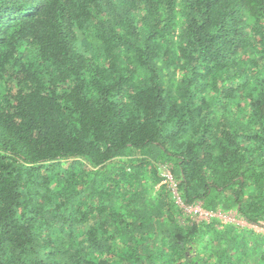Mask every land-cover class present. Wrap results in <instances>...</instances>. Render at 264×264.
Here are the masks:
<instances>
[{"label":"trees","instance_id":"trees-1","mask_svg":"<svg viewBox=\"0 0 264 264\" xmlns=\"http://www.w3.org/2000/svg\"><path fill=\"white\" fill-rule=\"evenodd\" d=\"M255 225L264 0H0V264H264Z\"/></svg>","mask_w":264,"mask_h":264},{"label":"rangeland","instance_id":"rangeland-1","mask_svg":"<svg viewBox=\"0 0 264 264\" xmlns=\"http://www.w3.org/2000/svg\"><path fill=\"white\" fill-rule=\"evenodd\" d=\"M165 173L166 174H169L170 172H169V170L167 169L166 171H165ZM190 210H195V211H200V214H199V217H202V218H207V215L204 213V210L203 209H201V207H200V205H196V206H193V207H191V208H189V211ZM235 216V213H231V214H229V215H225L224 216V218H225V220H229V219H231V220H236V221H238L239 223H244V221L242 220V219H240V218H237V217H234ZM245 224V223H244ZM255 227V229L256 230H258V231H264V226H262V225H255L254 226Z\"/></svg>","mask_w":264,"mask_h":264},{"label":"built area","instance_id":"built-area-1","mask_svg":"<svg viewBox=\"0 0 264 264\" xmlns=\"http://www.w3.org/2000/svg\"><path fill=\"white\" fill-rule=\"evenodd\" d=\"M170 172V171H169ZM166 175H168V177L170 178V179H172V177H171V173H169V174H166ZM172 186H173V188H174V190H176V183H174L173 181H172ZM201 207V206H200ZM202 209V208H201ZM204 210V209H203ZM200 212V211H199ZM204 213L207 215V217H209L210 215H213L214 213H212V212H209V211H206V210H204ZM225 215L224 214H222V217H224ZM235 217V216H234ZM245 223V222H244Z\"/></svg>","mask_w":264,"mask_h":264}]
</instances>
